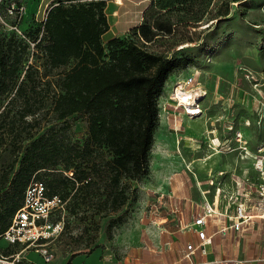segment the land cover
<instances>
[{
	"label": "trees",
	"instance_id": "1",
	"mask_svg": "<svg viewBox=\"0 0 264 264\" xmlns=\"http://www.w3.org/2000/svg\"><path fill=\"white\" fill-rule=\"evenodd\" d=\"M215 2L148 0L141 22L130 28V39H109L105 52L107 0H56L41 24L27 33L37 53L30 63L26 40L0 31V161L6 152L0 165V239L33 178L45 183L49 196L65 200L69 184L73 189L89 183L91 165L102 148L111 156L109 173L116 190L122 178L143 176L158 122L157 98L169 75L189 63L170 51L190 42L191 29L206 17L219 21L229 14L230 0L214 11ZM71 63L51 96L52 112L55 120L84 116L87 137L82 145L64 141L55 127L42 132L32 128L44 107V100L36 98L38 84L52 69ZM11 111L17 118L7 121ZM118 195L112 198L114 209L124 203Z\"/></svg>",
	"mask_w": 264,
	"mask_h": 264
},
{
	"label": "rangeland",
	"instance_id": "2",
	"mask_svg": "<svg viewBox=\"0 0 264 264\" xmlns=\"http://www.w3.org/2000/svg\"><path fill=\"white\" fill-rule=\"evenodd\" d=\"M43 1L0 0V31L7 34L14 32L16 36L26 40L30 46L29 63L37 59V53L33 54V43L27 33L41 24L47 10L56 0H49L46 6L42 5ZM227 1L216 0L213 10L219 9ZM111 2L114 4L115 0ZM19 3L24 7V12L18 21L16 15L7 11V6L10 4L16 7ZM125 3L126 10H130L133 5V17L130 15L127 19L128 25L119 29L113 26L112 31L103 35L105 52L107 41L114 33L119 32L120 38L130 39L129 27L137 24L148 0H125ZM229 6L227 16L219 21L209 20L210 16L206 17L198 27L191 29L190 42L179 44L170 51L171 56H185L189 63L184 68L172 72L164 82L162 91L165 87L168 89L164 102L160 103L162 92L157 98V107L161 105L167 110L173 109L169 97L175 84L191 75L195 76L196 85L206 91V96L201 102L200 117L182 122L181 119L185 116L181 114L178 117V124L181 125L178 133L182 132L183 127V138L187 141L180 142L178 148L176 145L164 149L165 154L172 157L181 156L186 162L181 171L172 175L173 179L178 178L177 188L179 187L180 196L198 198L196 195H200V192L198 187H195L197 182L192 172L200 174L199 170L204 164L206 167L218 169H235L237 173L242 168H250L252 160H240L236 151L227 155L213 153L208 147L211 139L223 141L227 138L232 140L231 144L235 147V135L239 131L250 141L252 151L264 144V0H230ZM112 17L113 15H110L111 24L115 21ZM40 62L38 61V64ZM72 64L52 69L50 75L38 84L39 94L36 98L44 100V107L36 114L38 125L32 128L39 127V132H42L46 128L55 127L64 141L82 145L87 137V122L84 116L73 115L66 121L55 120L51 104V96L59 88L60 74ZM40 71H43V67H40ZM12 114L13 111L7 121L16 120L17 115ZM31 119L32 117L25 118L26 121ZM228 127L231 129H227ZM199 140L202 142L200 146ZM156 152L154 140L148 153L149 164L143 176L138 179L122 178L116 190L109 173L108 161L111 156L106 148L99 149L96 152L98 156L91 165L89 183H78L73 189L69 184L70 192L64 200L65 210L62 216L59 213L52 216L53 221L63 218L64 231L47 247L59 255L66 256L75 251L88 253L96 249L100 263L95 264H127L128 258L136 248L131 234L143 223V242L146 241L144 225L152 223L158 230L159 223L163 221L159 217L160 211H166L164 198L169 193L147 187L153 177L152 166L156 162ZM5 160L6 152H3L0 165ZM40 175L45 178L42 172ZM67 175L71 176V173ZM203 186L202 184V189ZM62 192L63 190L59 191L60 194ZM114 194H119V199H124V203L117 209H114L112 204ZM161 194L164 195L160 197ZM174 235L179 237L180 248L193 238L178 230ZM36 250L34 246L11 247L6 240L0 239V256L6 255L9 261L17 258L18 264H33L29 261L32 258L38 264H46ZM207 250L209 255L205 259L208 260L234 259L239 264H264V222L249 223L237 234L215 236L213 245ZM221 250L224 254L219 255L217 251ZM197 259L199 261L202 257L198 256ZM176 264L185 262L179 260Z\"/></svg>",
	"mask_w": 264,
	"mask_h": 264
},
{
	"label": "built area",
	"instance_id": "3",
	"mask_svg": "<svg viewBox=\"0 0 264 264\" xmlns=\"http://www.w3.org/2000/svg\"><path fill=\"white\" fill-rule=\"evenodd\" d=\"M7 11L17 15L19 20L24 7L11 5ZM205 96L206 91L196 85L195 76L191 75L175 84L169 100L177 116L183 114L188 119H195L202 115L201 102ZM173 126L177 133L181 130V125H177L176 121ZM183 131L182 127L176 139L177 148L180 142L187 141L183 138ZM235 141L237 144L233 147L232 140L225 138L219 141L213 138L208 147L213 153L223 155L236 151L240 160L251 159V166L242 168L239 173L235 169L209 168L205 187L202 189V184L197 182L203 203L199 205L191 223L196 242H188L182 252L181 260L185 264H239L234 259L197 262L195 256H206L207 248L212 245L215 236L225 237L230 232H242L245 225L254 221L264 222V144L252 151L250 141L239 131L236 132ZM201 144L199 140L198 145ZM64 205L65 201L60 196L47 194V187L41 179L33 178L25 189L21 208L14 215L2 239L8 244L34 246L45 263L51 261L55 252L47 246L64 231L63 218L53 221L52 216L57 213L62 216ZM210 224L215 225L216 229L209 234L206 228ZM0 262L18 264L17 258L9 261L3 256H0Z\"/></svg>",
	"mask_w": 264,
	"mask_h": 264
},
{
	"label": "crops",
	"instance_id": "4",
	"mask_svg": "<svg viewBox=\"0 0 264 264\" xmlns=\"http://www.w3.org/2000/svg\"><path fill=\"white\" fill-rule=\"evenodd\" d=\"M123 1L115 0L114 4H112L111 0H107L105 13L109 24V29L106 33L112 31L111 29L113 26L119 29L121 28V26L123 27L124 25H128L129 21L127 19L130 15H132L133 17V5L130 10H126L127 4L125 3V0ZM48 2L49 0H44L42 5L46 6ZM142 12L143 9L140 13L137 24L141 22ZM110 15H113L112 19H115L113 24L110 23ZM119 36V32L114 33L112 36H110L109 39ZM167 92L168 89L167 87H165L160 97V103H163L166 99ZM158 117L159 122L157 128H155L154 130L155 133H153V141L155 140L157 147V152L155 155L156 162L153 163V177L147 187L156 191L169 193L167 194L168 196H165L164 198V207L166 211H160L159 217L163 221L159 223L158 230L155 229L154 224L152 223L144 225V230L146 232V241L143 242V223L139 224V228L134 231L133 234H131L133 237L132 239H134V242L136 243V248H134L133 250V255L128 258L127 264H176L179 260H181L182 252L185 245L188 242H196L195 232L191 227V223L193 221L195 213L199 210V205H202L203 203L202 197L198 193L196 195L198 198L196 199L193 196L179 195V187L177 188L178 178L173 179L172 175H174V172L181 171L182 167L186 166V162L181 156L172 157L165 154V150L167 148H173L176 146L175 138H177L178 133L175 131L173 122L176 121V124L178 125V117L180 116H177L173 109L167 110L160 105L158 107ZM183 120L190 121V119L188 120V118L186 117L182 118L181 122ZM227 129H229V127ZM209 168H213L214 170L218 169L215 167H206L204 164L199 170L200 174L197 175L195 172H192L195 181L199 184L205 185L207 180V171ZM163 195L164 194H161L160 197H162ZM215 229L216 226L210 224L206 228V231L210 234L214 232ZM177 230L182 231V233L188 234L189 237H193L194 239L192 238V240L186 241L185 245L180 248L179 237L174 235ZM231 234L237 233L230 232L228 236ZM212 245H210L209 248ZM54 252V258L46 264H95L97 262L100 263L96 249L88 253L75 251L69 254L68 256L63 254L59 255L56 251ZM217 252L219 255L224 254L222 250ZM208 255L209 254L207 253L206 256ZM198 256L202 257V259L197 262H207L218 259L213 258L208 260L205 259L206 256L197 254L195 256L196 260H198ZM29 261H31V263L33 264H38L33 258Z\"/></svg>",
	"mask_w": 264,
	"mask_h": 264
}]
</instances>
